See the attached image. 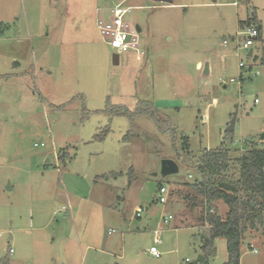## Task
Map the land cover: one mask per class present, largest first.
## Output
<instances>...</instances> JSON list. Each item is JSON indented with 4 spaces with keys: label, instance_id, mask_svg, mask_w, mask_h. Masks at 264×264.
I'll list each match as a JSON object with an SVG mask.
<instances>
[{
    "label": "rangeland",
    "instance_id": "374dc122",
    "mask_svg": "<svg viewBox=\"0 0 264 264\" xmlns=\"http://www.w3.org/2000/svg\"><path fill=\"white\" fill-rule=\"evenodd\" d=\"M118 3L147 53L114 64L97 18ZM248 19L261 26L254 57L234 41ZM140 100L176 135L107 111ZM222 144L233 157L264 147V0H0V264H226L222 237L199 260L210 206L192 187L200 155ZM165 159L179 171L164 175ZM240 264H264V234H246Z\"/></svg>",
    "mask_w": 264,
    "mask_h": 264
},
{
    "label": "trees",
    "instance_id": "16d2710c",
    "mask_svg": "<svg viewBox=\"0 0 264 264\" xmlns=\"http://www.w3.org/2000/svg\"><path fill=\"white\" fill-rule=\"evenodd\" d=\"M251 20L240 24H253ZM258 27L261 31L260 26ZM158 110L153 102L147 100H140L134 110L125 105L107 106V111L114 115L129 118L149 115L159 129L171 131L175 136L177 129L172 126L169 117L161 119L157 114ZM106 132L107 130L100 137H104ZM183 138L184 149H188L189 137ZM197 172L198 179L192 187L210 206L207 207V219L204 220L207 222L208 232L201 235L203 254L205 258L214 254L217 238H226V264H240L241 246L246 234H264V147L249 144L236 157L232 156L231 149L224 144L205 149L198 159ZM216 200H223L228 206L226 218L211 212V204Z\"/></svg>",
    "mask_w": 264,
    "mask_h": 264
},
{
    "label": "built area",
    "instance_id": "2783aa9c",
    "mask_svg": "<svg viewBox=\"0 0 264 264\" xmlns=\"http://www.w3.org/2000/svg\"><path fill=\"white\" fill-rule=\"evenodd\" d=\"M131 7H124L122 3H118L114 7L110 8L104 13H100L97 18V27L102 35V37L106 40L108 45L114 48V53L121 54L129 51L136 52L137 59H142L147 50L144 46L141 45L140 42V31L137 29V26L131 24L126 16L130 12ZM260 36V29L255 24H250L243 27V30L238 31L234 41L236 42V50L244 49L248 51L251 46L254 45L255 41ZM243 38V40H242ZM228 43V40H225V44ZM251 50V49H250ZM249 50V51H250ZM249 56V52H248ZM253 57V55L251 56ZM240 67H245L246 63L244 61H240ZM242 76V73L240 74ZM223 83L225 81L221 80ZM231 81H234L232 78ZM256 102L258 99L255 100ZM36 146L39 144L36 143ZM43 145V143H42ZM157 200L160 203H167L169 200V191L165 185L160 186V191L157 196ZM143 212L142 208H139L137 211V216H141ZM170 219L168 217L164 218V223H169ZM3 233L0 232V237H2ZM159 235L160 231H155V242L159 243ZM251 247L255 253H258L259 250L252 244ZM10 251L13 252L14 249L10 248ZM150 253L155 257H161L162 253L159 251L157 246L153 245L149 249Z\"/></svg>",
    "mask_w": 264,
    "mask_h": 264
},
{
    "label": "water",
    "instance_id": "95a60500",
    "mask_svg": "<svg viewBox=\"0 0 264 264\" xmlns=\"http://www.w3.org/2000/svg\"><path fill=\"white\" fill-rule=\"evenodd\" d=\"M155 2H163L167 4H172L174 0H151ZM137 29L141 31V28L137 25ZM253 55V49L249 51V56ZM113 63L114 64H119L120 63V55L118 53H113ZM205 73H209V65L206 64L205 66ZM236 117L232 119L228 131H233L234 130V125H235ZM179 171V166L178 163L173 160V159H165L162 164V172L164 175L172 174V173H177ZM12 237V235H11ZM199 260H205L204 256H200Z\"/></svg>",
    "mask_w": 264,
    "mask_h": 264
},
{
    "label": "crops",
    "instance_id": "0c3cea01",
    "mask_svg": "<svg viewBox=\"0 0 264 264\" xmlns=\"http://www.w3.org/2000/svg\"><path fill=\"white\" fill-rule=\"evenodd\" d=\"M174 2V1H173ZM168 5H173V3L172 4H168ZM139 26V25H138ZM140 27V26H139ZM141 28V27H140ZM260 28H261V26H260ZM260 33H261V31H260ZM253 55H254V51H253ZM255 59H256V57H255ZM206 64H208L209 65V73L211 72V65L209 64V62H206L205 63V65L201 62V61H199L198 63H197V68H200L201 70H203V73L204 74H209V73H205V66H206ZM155 104V103H154ZM155 106H156V104H155ZM157 107V106H156ZM162 185H164V184H162ZM203 256H204V254H203ZM204 258H205V256H204ZM227 262V261H226Z\"/></svg>",
    "mask_w": 264,
    "mask_h": 264
}]
</instances>
